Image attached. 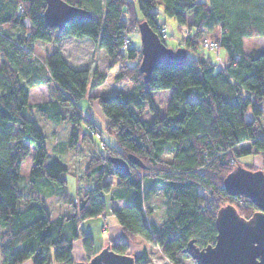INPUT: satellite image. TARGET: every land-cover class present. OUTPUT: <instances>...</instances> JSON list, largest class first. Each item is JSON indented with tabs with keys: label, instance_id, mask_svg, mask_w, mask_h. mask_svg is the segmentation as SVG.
<instances>
[{
	"label": "trees",
	"instance_id": "obj_1",
	"mask_svg": "<svg viewBox=\"0 0 264 264\" xmlns=\"http://www.w3.org/2000/svg\"><path fill=\"white\" fill-rule=\"evenodd\" d=\"M64 1L89 10L92 17L58 29L44 21L45 0H0V264H71L77 260L73 241L78 238L87 260L95 253L92 239L77 232V224L105 211L102 192H110L112 202L125 201L110 206L123 232V238L108 242L113 251L135 253V264L152 263L145 247L130 251V242L141 236L158 245L173 264H183L189 240L198 246L214 242L219 207L232 204L245 218L257 210L248 198L229 195L223 178L237 164L256 169L240 163L242 156L261 154L264 161V47L244 48L246 37L264 36V0ZM157 2L177 28L187 27L177 44L186 49L187 59L177 66H157L145 80L139 70L140 47L129 45L128 32L138 30L143 20L157 33L158 27L166 30L157 22ZM19 4L23 15L17 12ZM207 33L208 39L219 41L223 64L201 44ZM64 36L92 39L107 54V74L110 70L116 85L129 87L88 93L104 83L105 73L72 68L58 48L44 62L32 57L36 40ZM40 84L48 86L51 100L29 103V88ZM165 89L170 96L161 115L152 92ZM84 97L99 104L107 119L102 130L117 147L98 143L81 173L95 182L73 200L65 186L67 165L56 155L46 162L45 134L28 114L68 122V138L57 149L74 148L80 140L93 139L91 129L101 131L78 105ZM145 104L153 114L149 123L134 113ZM247 110L252 117H246ZM83 123L88 130H82ZM31 148L25 184L57 182L71 212L51 217L40 196H24L20 166ZM130 154L142 165L129 162L128 174L107 159ZM159 189L164 209L158 222L144 203ZM19 199L24 201L20 208Z\"/></svg>",
	"mask_w": 264,
	"mask_h": 264
},
{
	"label": "water",
	"instance_id": "obj_2",
	"mask_svg": "<svg viewBox=\"0 0 264 264\" xmlns=\"http://www.w3.org/2000/svg\"><path fill=\"white\" fill-rule=\"evenodd\" d=\"M92 13L64 0H45L43 18L47 26L61 29L68 21L91 18ZM140 34L139 70L148 80L153 68L160 65L177 66L187 59L183 46H167L147 21L137 25ZM113 167L125 174L130 172L129 162L142 165L134 155H108ZM223 188L229 195L244 196L257 207L249 218L241 216L232 204L218 208L215 215L216 235L212 244L198 246L189 240L183 252L197 264H264V171L237 164L223 178ZM135 253H117L109 244L87 260L78 259L71 264H135ZM152 264V263H149Z\"/></svg>",
	"mask_w": 264,
	"mask_h": 264
},
{
	"label": "rangeland",
	"instance_id": "obj_3",
	"mask_svg": "<svg viewBox=\"0 0 264 264\" xmlns=\"http://www.w3.org/2000/svg\"><path fill=\"white\" fill-rule=\"evenodd\" d=\"M154 10L157 12V22L158 23H164L166 27V32H167V38H166V44L167 46L171 48H176L177 44L180 42V37L181 35L184 36V32L181 30V28H177L176 21L170 17L163 8V4L160 2H157L155 4ZM210 34V33H209ZM169 36V37H168ZM208 33L205 34L202 38H208ZM128 38L130 40L129 45L130 46H135V47H140L141 46V41H140V34L137 29H133L128 32ZM38 40H36L37 42ZM40 42V41H39ZM38 46V45H37ZM251 47H264V36L263 37H246L244 39V48L245 50L250 49ZM212 50V49H211ZM210 50V54L213 56V58L216 60L218 59V62L220 64H223L225 62V57H224V52L222 49L218 48L216 50ZM35 54L39 60H42L44 62V58L42 55H40L39 52L35 51ZM50 52V51H49ZM104 52V51H103ZM98 54V67L99 69L97 70L99 73L104 72L106 69H108V65L106 66L103 63V60L105 59L104 56L101 58V52L96 53ZM50 56V55H48ZM105 66L107 68H105ZM89 87V85H88ZM127 88L129 86H119L116 85L113 81V74L110 73V70L107 74V77L105 78L104 83L97 89V91L106 93V92H115L117 89L121 88ZM169 89L165 90H159V91H154L152 93V99L153 102L156 106V108L159 110V113L162 115L163 113L166 112L168 100H169V94L168 92ZM85 103L81 102V107H85L84 109L87 110L88 114L90 117L94 120L96 125L102 130L104 124L106 123L107 119L105 115L102 113L99 104L97 103L96 100H88L86 99L84 101ZM264 107V104H263ZM135 115L138 117L144 119L147 123L151 122L152 120V112L149 110L148 105L145 104L143 105L142 109H136L134 110ZM29 117L36 119L37 125L40 127V129H43L44 134L46 135V149L48 152V156L46 158V162L50 160L52 155H58L66 165H67V171L64 172V177H65V186H66V191L68 194H70L71 198L74 200H77L83 192L91 185L94 184V178L91 179H86L81 176V173L87 164L88 160V149L91 147V149L94 150V145H98L99 139L94 137L93 135V141L90 139H87L85 141H81L78 143V145L74 148H66L63 149L62 151H54L51 148V140L53 139L52 137V131L55 130L57 133V137H59L60 141H64L63 137H67L69 133V123L64 122V123H53L51 120H43L40 119L36 113H29ZM246 117L250 118L252 117V112L250 110H247L246 112ZM262 124L264 125V110H263V116L261 117ZM82 130H88L87 125L83 123L82 125ZM106 134V133H105ZM107 136V135H106ZM109 138V136H107ZM111 141V138H109ZM111 143V142H110ZM112 143H114L112 141ZM115 144V143H114ZM247 144L246 142L241 143V145ZM238 145V146H241ZM117 147V146H116ZM116 147H110L115 149ZM32 149V148H31ZM58 153V154H57ZM73 154H76L79 158V161H72L73 160ZM32 155H33V149L27 155V157L23 160L20 166V174L22 176L21 178V189L24 194V196H28L30 194H35L40 196L45 204L47 205L50 215L52 217L57 216L60 213H69L71 212L70 206L63 200L62 194L60 193V185L55 182V181H48L41 179L37 184H34L30 186V184H25L24 178L28 175L29 173V168L32 163ZM239 162L243 163L248 166H253L255 168H261L264 171V161L261 157V154H251V155H246L242 156L239 158ZM102 196L105 200L106 207L109 208L110 205V194L109 192H102ZM18 207H23L24 206V201L22 199H19L17 201ZM146 206L150 207V215L154 216V220L160 221L162 218L163 214V196H162V191L159 189L157 190L148 200V202L144 203V207L146 209ZM101 215V214H100ZM149 215V216H150ZM104 218V221L107 220L105 216H102ZM106 224V221H105ZM105 224L102 225V231L106 228ZM105 227V228H104ZM80 240V238H78ZM76 239V240H78ZM96 239L99 241V238L96 237ZM76 240L73 241V247L76 245ZM76 241V242H75ZM137 237L133 242H130V247L129 248H137L136 253H138L142 247L140 248L137 244ZM75 242V243H74ZM147 250V253L149 255V259L153 264H173L168 258L165 257V255L162 253L160 247L156 244H152L149 241H145V244H143ZM100 247V248H99ZM80 248V247H79ZM99 250L101 249V246L97 244L96 249ZM74 249V248H73ZM75 250V249H74ZM82 250V259L84 258V250L81 247ZM97 250V251H99ZM183 264H197L194 259H192L189 255L188 257H185L182 259Z\"/></svg>",
	"mask_w": 264,
	"mask_h": 264
},
{
	"label": "crops",
	"instance_id": "obj_4",
	"mask_svg": "<svg viewBox=\"0 0 264 264\" xmlns=\"http://www.w3.org/2000/svg\"><path fill=\"white\" fill-rule=\"evenodd\" d=\"M32 48H33V50H35L37 52L40 51L41 53L40 52L39 53H40V55L43 56V58L50 55L55 49L58 48L61 55L65 58V60L69 64V66H71L72 68H75V69L89 68L90 70H92V69L98 70L99 69V67H98V65H99L98 64L99 63L98 62V54H96V53L101 52V58H102V56H104V58H105L103 60V63L106 66L108 65V57H107V54L104 51V49L97 46L96 43L92 39H90L89 37L77 38V37H73V36H64L57 41L38 40L37 42L35 41L32 43ZM106 66H105V68H107ZM101 73H105L106 77H107V69ZM88 85H89V83H88ZM88 85H87V89L89 88ZM100 86H98L97 88H94V89L89 88L88 93H92V92L97 91V89ZM167 92H168V94L170 93V91H167ZM169 96H170V94H169ZM86 99H87L86 97L79 99L77 101L78 105L81 107V102L85 103L84 101ZM48 100H51V96L48 92V86L46 84H40V85H36V86L29 88V92H28L29 103L34 104L37 102H43V101H48ZM84 108L85 107H81L83 114H85L89 118H91L90 115L88 114L87 110ZM36 119H34V120L37 123ZM92 121H93V124H96L93 119H92ZM53 123H55V122H53ZM41 130L43 131V129H41ZM43 133H44V131H43ZM52 137H53V139L51 140V148L57 152L62 151L60 149H57L58 145L62 142H65L67 140L68 136L63 137L64 141H60L59 137H57L56 131L53 130L52 131ZM46 138L47 137L45 135V142H46ZM91 141H93V140H91ZM93 145H94V150L91 149V147L88 149V155H87L88 158L92 153H95V149L97 147V144H95L93 142ZM32 149H31V151H32ZM52 156H54V155H52ZM56 156L59 157V154ZM72 158H73L72 161H77V162L79 161V158L76 154H73ZM113 189H114V186L111 187V191ZM109 194H110V192H109ZM124 204H125V201L122 198H116L113 200V202L110 201L109 208L106 207L105 211L101 215H98L97 217L85 218V219H82L78 222L77 232H83L84 234H87L91 237V239H92V251L93 252H97V250H99L100 247L98 249H96L97 244H99L102 248L105 245L109 244L108 242L110 240H118V239L123 238V232L121 230L120 224L117 221V219L114 217V215L111 213L110 206L111 205L122 206ZM102 216L106 217V219H107V220H105L106 224H105L104 218H102ZM152 218H154V216H152ZM103 224L106 225L105 226L106 228L104 227L105 228L104 231H102V225ZM96 237L99 238V241L96 239ZM76 241H75L76 245H75V247H73L75 249V250L73 249V257L78 260V259H82L81 258L82 257V250H80L82 245H81V239L80 240L78 239ZM145 241L146 240L143 237L138 236L136 242L140 248L141 247L143 248V246H144L143 244H145ZM136 250H137V248L136 249L132 248V247L130 248V251L134 252ZM22 264H31V262L29 260H26Z\"/></svg>",
	"mask_w": 264,
	"mask_h": 264
},
{
	"label": "built area",
	"instance_id": "obj_5",
	"mask_svg": "<svg viewBox=\"0 0 264 264\" xmlns=\"http://www.w3.org/2000/svg\"><path fill=\"white\" fill-rule=\"evenodd\" d=\"M17 12H18L19 15H23L24 14L23 5L19 4L17 6ZM180 28L184 32V36H186L187 27L183 24V25H180ZM158 34H159L161 40H163V41L166 40L167 34H166V30H165L164 27H162V26L158 27ZM125 42H127V40ZM201 44L204 47L212 49V50H216V49L219 48V41H217V40L203 38L201 40ZM24 48H25V50H29V47L27 45H24ZM31 55H32V57L37 58V56H36L34 51H31ZM91 133H92V135H94L96 138L99 139L101 147H105L106 145H109L110 147H116L117 146L116 144L112 143V141H110L109 138H107V136H106V134H105V132L103 130L100 131L98 129H91Z\"/></svg>",
	"mask_w": 264,
	"mask_h": 264
}]
</instances>
